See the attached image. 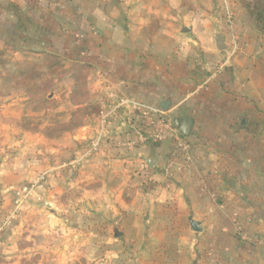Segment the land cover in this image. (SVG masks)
Here are the masks:
<instances>
[{
  "label": "crops",
  "instance_id": "crops-1",
  "mask_svg": "<svg viewBox=\"0 0 264 264\" xmlns=\"http://www.w3.org/2000/svg\"><path fill=\"white\" fill-rule=\"evenodd\" d=\"M78 1L87 23L72 15ZM201 9L194 0H0V217L17 190L47 176L16 227L36 235L38 264L92 255L108 264H264V36L248 16L234 54ZM14 27L29 60L7 56ZM24 62L47 69L30 88L13 76ZM57 67L84 70L100 111L45 135L53 110L41 113L33 87L56 81ZM133 102L193 118L189 137L174 123L189 158L171 135L145 141L130 129L122 113ZM29 117L45 123L29 128Z\"/></svg>",
  "mask_w": 264,
  "mask_h": 264
},
{
  "label": "rangeland",
  "instance_id": "rangeland-1",
  "mask_svg": "<svg viewBox=\"0 0 264 264\" xmlns=\"http://www.w3.org/2000/svg\"><path fill=\"white\" fill-rule=\"evenodd\" d=\"M83 1V0H81ZM186 1V0H185ZM199 2L200 6L203 9L200 11L201 14H206L207 11L210 13L212 18L216 21L219 26H217L218 31L223 30L228 33L229 36V46L234 50V54L238 51L239 48H242L243 41L241 39L240 30L247 28V23L250 22L248 16L253 20L252 16L247 12L245 7L241 5L239 0H196ZM194 0V2H196ZM75 10L72 12V15L76 13H81L84 18H82L83 23L85 22V17L87 13H89L88 9H86L85 5H82L80 1L77 2V5L74 6ZM101 7V6H100ZM206 9V11H205ZM227 12L232 13L233 15V31H231L230 23L228 22ZM86 14V15H85ZM30 18H33V14L30 11ZM71 15V14H70ZM59 16V15H57ZM81 19V18H80ZM31 21V20H30ZM254 22V20H253ZM29 23V22H27ZM87 23V22H85ZM255 24V22H254ZM256 25V24H255ZM221 27H223L221 29ZM257 27V26H256ZM12 29L13 35V43L5 45L4 48L7 51V56H11L12 60L15 62L23 60H29L21 57V43L15 42L18 35L19 28L14 27ZM258 28V27H257ZM264 36V35H263ZM16 37V38H15ZM12 38V37H11ZM236 46V47H235ZM17 48V50H15ZM20 49V52L18 50ZM236 50V51H235ZM31 56V54H28ZM56 65L59 64V58L55 59ZM58 68V67H57ZM55 74L57 75V80L53 81H45V84L38 88L37 90L33 87V95L36 97H40L38 104L41 108V113L47 110L49 107L53 110V126H45L43 131L50 130V135H61L65 129H73L77 127L81 122L85 119H95L94 114L100 111L99 99L96 98V93H92L89 88V84L86 80V75L84 74V70L75 67L71 69L70 72L62 70V68H58L55 70ZM43 73H47V69H32L29 74L23 76L25 84L24 87H29L26 83L33 78H38ZM95 90V89H94ZM55 93L57 97L55 99L49 100L47 99V93ZM71 92V93H70ZM70 93V114L66 116L69 118L68 121H64L66 118L63 116L65 110L67 111L68 105L65 106L64 94ZM51 112V111H50ZM55 114V115H54ZM46 116V113L45 115ZM93 119V120H94ZM25 125L29 128H35L42 126L45 121L43 117L39 118V120L29 117L24 120ZM46 135V134H45ZM77 168V166L75 167ZM72 174L77 173V170L72 168ZM32 183V182H31ZM29 183V184H31ZM28 184V185H29ZM47 190V176L45 179V186L43 189H35L28 198L23 202L20 207L17 208L16 199L12 203V206L8 208L7 211L0 217V264H38L40 258L44 257V255L37 253V249L32 251V247L34 246V241L31 239V236H36L33 232L27 231L23 235L17 231V226L20 225V219L22 215L26 212L28 205L33 202V197L36 196L39 192H44ZM46 198V197H45ZM35 203V201H34ZM43 202L35 203V205L42 206ZM73 220H76L73 218ZM90 231V230H87ZM63 235V233H61ZM42 237V236H41ZM94 247L91 246L90 250ZM25 250V253L22 250ZM42 251V249H40ZM48 258V255H45V259ZM51 259V258H50ZM43 264H103L105 262L100 261L95 255H92L90 258H78L73 259L71 261H67L64 263L62 260H50V261H42ZM41 262V263H42ZM108 264V263H105Z\"/></svg>",
  "mask_w": 264,
  "mask_h": 264
},
{
  "label": "built area",
  "instance_id": "built-area-1",
  "mask_svg": "<svg viewBox=\"0 0 264 264\" xmlns=\"http://www.w3.org/2000/svg\"><path fill=\"white\" fill-rule=\"evenodd\" d=\"M227 15L228 22L231 25L230 29L233 31V15L230 12H227ZM132 104V109H128L122 113V117L130 129L134 130L138 136L145 141L150 139L154 142H162L168 135H171L178 142L180 148L186 152L187 158H189V145L184 141L185 139L178 132L175 127L174 120L167 116L164 110L147 106L140 102H133ZM105 119L106 118H103L102 122H104ZM101 132L98 134L96 140H98ZM45 179L46 176L41 175L31 184L25 185L17 190V208L23 204V202L35 189L44 188Z\"/></svg>",
  "mask_w": 264,
  "mask_h": 264
},
{
  "label": "trees",
  "instance_id": "trees-1",
  "mask_svg": "<svg viewBox=\"0 0 264 264\" xmlns=\"http://www.w3.org/2000/svg\"><path fill=\"white\" fill-rule=\"evenodd\" d=\"M241 5L245 7L247 12L252 16L258 30L264 35V0H239ZM25 63L21 64L22 70L15 73L13 76L23 77L29 74L31 68L35 69L38 67V63ZM45 133V130H44ZM45 134H50V130H46Z\"/></svg>",
  "mask_w": 264,
  "mask_h": 264
},
{
  "label": "water",
  "instance_id": "water-1",
  "mask_svg": "<svg viewBox=\"0 0 264 264\" xmlns=\"http://www.w3.org/2000/svg\"><path fill=\"white\" fill-rule=\"evenodd\" d=\"M215 42H216L217 48L220 51L226 48L225 37L222 34L217 35ZM174 122L183 136L189 137L192 134L193 128H194L193 118H191L190 116H185L183 118H176ZM192 229L194 231H201L202 227L200 224L196 222H192Z\"/></svg>",
  "mask_w": 264,
  "mask_h": 264
}]
</instances>
